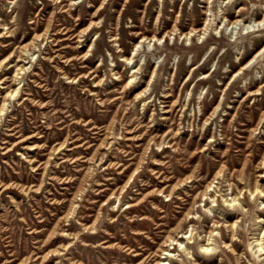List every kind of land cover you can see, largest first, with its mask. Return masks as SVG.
I'll return each mask as SVG.
<instances>
[{
  "label": "rangeland",
  "instance_id": "obj_1",
  "mask_svg": "<svg viewBox=\"0 0 264 264\" xmlns=\"http://www.w3.org/2000/svg\"><path fill=\"white\" fill-rule=\"evenodd\" d=\"M1 63L0 264H264V0H0Z\"/></svg>",
  "mask_w": 264,
  "mask_h": 264
},
{
  "label": "bare ground",
  "instance_id": "obj_2",
  "mask_svg": "<svg viewBox=\"0 0 264 264\" xmlns=\"http://www.w3.org/2000/svg\"><path fill=\"white\" fill-rule=\"evenodd\" d=\"M209 12V11H208ZM212 17V16H211ZM214 19V18H213ZM233 19V18H232ZM225 20V19H224ZM207 22V20H206ZM205 22V23H206ZM239 21H234L231 23L230 26H235V25H238ZM211 23V22H210ZM210 23H207V24H204V26L201 28V30L199 31V38H203V36L208 32V29H209V26H210ZM262 23L263 21L261 22H257L255 23L256 27L254 29V31L257 29L259 30L262 26ZM92 25V24H91ZM249 25V24H248ZM98 26V25H97ZM247 28V26H246ZM250 30V29H249ZM250 31H248L249 33ZM252 32V31H251ZM198 34V32H197ZM181 37H184L185 40H190L192 38V36H194L193 32L191 33H188V34H180ZM156 40L157 42H161L162 39H157L155 37H152L151 39H149V43L152 42L153 40ZM148 41V38H145V37H142L140 39V42L137 43L135 46H134V51L133 52H136L137 48H138V45L139 44H142L143 42H146ZM144 44V43H143ZM30 52V49H27L26 47L22 50V56H25L24 53H27V52ZM121 52V51H120ZM249 53V52H248ZM88 53H86L85 55V58L87 57ZM33 56V55H32ZM137 55L133 56L132 57H121L123 59V62L128 66L130 64V62L136 57ZM33 60V59H32ZM6 61H4L5 63ZM17 62H21L20 59L17 60ZM242 62V61H241ZM30 63V62H29ZM250 63V62H249ZM3 63L0 64V69H1V65ZM192 65V64H191ZM248 65V64H247ZM17 69L15 71V74L13 76L14 80H17L18 79V76H20L21 74H23L25 72V69H23L22 67H19L18 65H16ZM134 69V67L132 66L130 68V70L132 71ZM136 72V71H135ZM240 72V71H239ZM154 76H156V72H155V68L154 70L152 71V74H151V77L147 83V87H149L150 85V82L152 81V79L154 78ZM134 77H136L135 73H132L129 77V80H128V83H127V86H131L134 84ZM206 77V76H205ZM2 84V83H1ZM146 87V89H147ZM20 94V84L19 86L16 88V89H13L12 91H9L7 92V94L5 95V99L3 100L2 104H1V107H0V121L2 119L3 116H5L6 112H7V109H8V106L10 104V101H13L15 100ZM143 94H146V91H144L143 93H141L140 95L137 96V98H141L143 97ZM220 106V105H219ZM166 113L170 112V111H165ZM129 134V133H128ZM32 150V149H31ZM211 185H209L207 188H210ZM125 189V188H124ZM257 191V189L255 190V192ZM160 194L158 196H162L164 194H166V190H161L159 191ZM262 192V191H261ZM252 194V193H251ZM172 195V191H169L167 194H166V197L167 198H170V196ZM206 195V194H203V196ZM118 201V200H116ZM212 202H215L214 199ZM227 202V200L225 201ZM229 202V206H236V199L235 198H232L230 199ZM214 204V203H213ZM263 204V203H261ZM77 205V204H76ZM135 206L137 205H127V208L128 209H132L134 208ZM262 206V205H261ZM74 207V206H73ZM260 207V206H259ZM71 214V213H70ZM190 213L187 214V216H189ZM230 216V215H229ZM193 219V218H192ZM229 219V218H228ZM260 221H263L262 219ZM229 229H230V233H231V243H232V240L234 238V234H235V229L237 227V221L233 222L232 224H230L229 226ZM188 234V233H187ZM217 234V233H216ZM216 234H214V230H210L207 235H208V238L206 239L207 242L209 241H212L211 238H213ZM263 237H264V233L262 234L261 238L260 239H257L255 242L256 244L254 245L253 248H251V252L253 254V256L259 260L260 257H263L262 258V262H264V244H263ZM187 238V237H186ZM228 238V237H227ZM187 240L189 241L188 244H191V240H192V231L190 232V236L187 238ZM169 244V245H168ZM175 245H179V249H181L182 251L186 252V250H188V248L183 245V242L180 241L179 239L175 238V237H172V236H169L165 242L161 245V251L163 253V255H165V258L163 259H159L155 264H170V263H167L168 261H171L173 258H175V255L172 254V248L169 249L168 247L170 246H175ZM234 245V243L232 244H226L227 247L229 248H232V246ZM67 247V246H66ZM65 247V248H66ZM200 250H201V254H212V252L214 251V248L211 246V243H207V244H203V245H200L199 246ZM239 249V248H238ZM233 250V249H232ZM189 255V253H188ZM188 258H192V257H188ZM208 261L204 260L202 261L203 264L207 263ZM172 264V263H171ZM194 264H200L198 263V259H195L194 260Z\"/></svg>",
  "mask_w": 264,
  "mask_h": 264
}]
</instances>
